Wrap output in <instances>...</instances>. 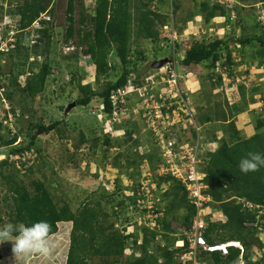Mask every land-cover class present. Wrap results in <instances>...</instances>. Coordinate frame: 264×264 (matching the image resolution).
<instances>
[{
  "label": "trees",
  "instance_id": "16d2710c",
  "mask_svg": "<svg viewBox=\"0 0 264 264\" xmlns=\"http://www.w3.org/2000/svg\"><path fill=\"white\" fill-rule=\"evenodd\" d=\"M21 1H23L22 6L16 2L14 3L16 4L15 14L20 16L19 27L16 29L17 35L22 32L20 38H26V40L34 35L35 44L30 49L29 43H20L18 37L12 45L14 46L13 50L18 55L22 50H30L33 53L31 56L36 57L38 62L36 66H30L28 72L19 71L15 75L13 73V78L10 79L13 89L8 86V90L4 91L5 95H2L4 103L6 100H12L13 94H15L14 90L20 94L22 98L20 100L23 103L25 102L24 99H30L33 102L45 92L47 80L52 77L49 53L51 51L53 25L50 24L51 21H40L39 29H34L33 26L44 14L56 18L55 14L65 3L64 15L68 28L64 36V42L66 44L73 42L78 48H86L84 53L91 58V66L95 69V83L97 86L101 84L103 78L111 77L110 75L116 71V67L122 69L115 80L106 81L101 92L95 91L91 85L78 86L80 98L76 101L77 106L88 107L94 99L98 98L103 101L101 106L104 107L105 113L108 115H111L113 110L111 101L113 94L124 90L129 83L139 87L143 86L146 80L151 78L147 71L152 69V61L174 60L175 58L176 62L179 59L178 62L185 68L208 62L213 71L211 74L212 80L215 77L217 81H221L222 76L216 71L218 64H220V69L222 68L227 72L237 64L232 58V52L236 50L235 47H231L232 42L244 49L258 44V51H264V20H258L259 12L257 18L254 17L253 21L254 23L258 21L255 28L260 30V35L254 33L248 36L241 35L240 37L231 35L223 40L215 39L208 43L191 40V48L183 51L180 44H176L173 49L170 38L162 30L165 24L168 23V18L171 17L169 13H164L161 9V6L164 7L167 0H96L91 12L85 8L83 0L61 2L59 0L58 3L57 0ZM175 1L171 0V3L172 14L176 16L180 8ZM240 2L243 4L240 8L235 7V9H232L223 4L200 1L199 10L204 13V23L209 25L218 16L230 18L232 12L237 13L240 17L243 7L248 6V4H251V6L264 5V0H240ZM262 8L264 9V7ZM239 17L236 22L244 28V21H241L242 19ZM2 20L3 16L0 15V22ZM181 22L184 23V27L185 21L181 20ZM185 28L180 30V33ZM141 41L153 44L154 58L149 63L144 52L140 53L134 48V44ZM168 46L172 48V55L159 59L158 52ZM111 52H115L117 59V63L113 65L108 61ZM224 53H226L225 56ZM177 55L178 58H176ZM27 59L26 57L23 64L25 66ZM40 60L42 61L40 62ZM261 62L264 63V58L261 59ZM15 66L18 67L17 64ZM27 73L29 76L26 79V84L21 87L18 84V79ZM134 77L135 79H133ZM165 88L166 86L157 87L159 91ZM4 89L6 87L2 86V90ZM238 89L241 95H244L243 85H240ZM263 96L262 93L260 101H264ZM130 97L131 95L126 96L125 99ZM191 100H193L192 97ZM254 103L256 104V102ZM121 104L120 107L122 108L123 103ZM200 108L202 109V107ZM239 112H242L241 108H237L234 115L238 116ZM11 113L16 116L13 109ZM222 113V115H216L215 117L211 114H198L196 119L197 124L201 127L202 150H200V157L202 160L201 169L206 174L204 179L205 194L212 197L213 203L210 205L218 210L216 213H222L225 218V222L217 220L211 222L207 219L208 226L203 237L211 247L232 242L241 243L244 253L242 254V251L238 248L231 247L228 249L227 255H223L219 251L201 252L200 259L206 264H241L242 260H244V264H262V261L253 263L250 260L249 251L255 247L254 243H250L251 239H254L260 249H264V245L258 237L259 229L264 226V168L245 174L240 171L239 162L241 158L246 157L249 153H264V114L256 121L254 126L256 134L248 138L244 132L237 131L235 121L228 124V128L221 127V129H218L217 126L222 122L219 117L227 119L226 113L223 111ZM22 114H25L24 111H22ZM29 123L30 129L34 132L32 135L28 137L26 134L24 136L23 131H21L18 134L15 133L12 137L11 130L5 128L3 121L0 120V156L6 154V160L1 162L0 166L14 168L17 171L16 165L10 164L9 160L14 156L19 157L17 163L23 166L26 175L35 172L34 168L29 165L31 160L27 155L32 153V157L34 156V148H36L38 138L50 135L53 132L63 137L60 129L61 121L46 125L42 121L33 124L30 119ZM136 126L137 123L128 122L121 127H116L117 132L124 129V133L126 132L124 138L127 137L126 142L132 144L131 148L136 150L135 153H132L134 155H127L120 151L114 159L115 168L119 169L120 172L126 169V174L119 173L118 179L114 181L111 188L109 186V190L100 188L97 194L94 196L92 194L77 211H73L68 204L58 207L43 182L34 181L32 183L33 191L29 192L22 183L16 180L15 176L4 174L3 178L7 181L8 191L11 194L6 201H11L12 205L10 212L7 214L8 221L6 222L0 218V226L7 223L30 226L34 222L46 220L52 226L50 234V237H52L58 233L59 224L71 223V244L66 264H90V257L119 259L124 256L127 250L136 247H138L137 249L142 253V256L135 257L133 255L127 264H160L159 257L165 261L163 264H181V257L190 252L188 235L192 231L197 212L190 205L183 186L176 183L173 178L160 177L157 179L156 184L159 190L163 185H168L162 199L164 202L168 199V205L163 210L157 206L154 211V214L158 216L155 219L156 229L142 228V239L139 237L140 229L138 228H135L132 233L127 232V226L134 227L135 224L137 225V221L130 224L131 219H125L127 229L123 227L122 230H119L116 226L120 213H111L116 205L121 207L125 204V199L116 204L114 201L115 197L120 196L121 176H125L126 180L132 183L133 191H135L140 177V167L143 163L147 161L148 169L154 171L161 161L156 147V152L152 150L153 153L140 152L141 145L133 128ZM5 130L7 131L5 132ZM188 130L193 133V139L197 138L192 125ZM233 131V135L230 136L229 132ZM19 137L28 138V141L22 142L20 146H14ZM111 139L118 140L112 138L108 132L105 135L104 145L109 146L112 142ZM99 140L97 138L93 141L95 148L98 146ZM80 141L81 144L87 143L84 136H81ZM212 144H217L215 151L209 150ZM203 145L204 148H202ZM205 148H208V150ZM7 149L9 150L6 151ZM76 149H79V147H76ZM38 153L40 151H37ZM23 160L25 163H22ZM133 175L137 178V181H134ZM121 190L123 191V189ZM129 201L135 205L136 200L134 197L130 198ZM248 205L253 206L254 209ZM139 210L135 208L133 213H138ZM181 211L185 213L182 218L178 217V213ZM140 213L143 214L144 210H141ZM112 218L115 221L110 223L109 220ZM172 221L180 223L178 224L179 227L173 226ZM158 227H161L160 231L157 229ZM163 236L166 237L164 243H158L159 240L157 239ZM178 241H183L184 246L176 248Z\"/></svg>",
  "mask_w": 264,
  "mask_h": 264
},
{
  "label": "rangeland",
  "instance_id": "374dc122",
  "mask_svg": "<svg viewBox=\"0 0 264 264\" xmlns=\"http://www.w3.org/2000/svg\"><path fill=\"white\" fill-rule=\"evenodd\" d=\"M58 1L59 0H57V3ZM61 1L66 0H60V2ZM83 1L85 8L91 12V8L95 6L96 0ZM200 1L203 0L175 1L180 10L177 11L178 14L176 16L174 15V23L176 25V32L180 37L179 43L183 51H187L191 48V40L194 42L204 41L208 43L214 41L215 39L223 40L231 35L240 37L241 35L248 36L253 33L258 35L261 34L260 30L255 28V24L258 21H255L254 23L253 18H257V13L259 11V15H261L264 10L263 8L261 9V7H264V5L261 6L260 4H256L255 6H251V4H248V6L246 5L243 7L240 17L237 13L232 12L230 13V18L218 16L209 25H206L203 20L204 13L199 10ZM15 2L20 6L23 5V1L21 0H0V15L3 16V20L0 22V120L3 121L5 128L11 130L12 137L15 133L18 134L21 131H23L22 133L24 136L26 134L28 137L29 135H32L34 132L29 127L30 119L33 124L42 121L46 125H49L52 122L61 121L63 124L61 123L60 129L62 130L63 137L53 132L50 135L38 138L36 141V148H34V156L32 157V153H28L27 155L31 160L29 165L34 168V173L26 175L23 170V166L17 163L18 161L16 156L12 157L9 162L12 165H16L15 167L17 168V171L14 168L10 169L8 167L0 166V218L4 219L6 222L9 219L7 214L10 212L12 204L11 201H6L11 194L8 191L7 181L3 178L5 175L15 176L16 180H18L19 183H22L29 190V192L33 191L34 187L32 183L34 181L43 182L48 191L52 194L58 207L68 204L73 211H77L92 194L93 196L97 194L100 188L109 190L114 181L118 179L119 173L126 174V169L120 172L119 169L114 166V159L117 154L121 151L127 155H134L132 153H135L136 151L131 148L132 144H128L126 142L127 137L124 138L126 133H124V129L119 131V135L113 133L114 139L117 138L119 141L111 139L112 142L109 146L104 145L105 135L108 134L109 130V133H112L111 130L112 128H115V125L114 127H111L110 123L107 122L104 116H102L100 107L103 103L102 100L96 98L88 107H79L76 104V101L80 98L78 88L79 85H91L95 91L101 92L105 87L106 81L115 80L117 75L122 72V69L121 67H116V71L111 73V77L107 76L103 78L101 80V84L97 86L95 83V69L91 66V58L89 55L84 53L86 48H78L73 44V42L69 44L64 42V36L66 35L65 33L68 28V23L64 15L66 3L59 8V11L55 14L57 16L56 18L46 14L41 16V21H51L50 24L53 25V36L50 47L51 51L49 53L52 77L47 80L45 92L42 95H39L35 101L32 102L30 99H24L25 102L23 103L21 101L22 98L20 94L14 90L15 94H13L12 100H6L5 103L2 101V95L4 94V91L8 90V86L13 89L10 83V79L13 78V73L15 75L19 71L28 72L30 66H36L38 62L36 57L31 56L33 53L30 50H22L19 55L13 50L14 46L12 45L15 42L13 34L16 39L18 37L20 38L22 35V32H20L21 35H17L16 32L17 27H19L20 16L15 14ZM165 3L164 7L161 6L162 11L171 15V0H167ZM231 5L232 9H235V7L238 9L243 4H241L240 0H233ZM238 17L242 19L241 21H244L245 29L237 24L236 21ZM168 20H170V18H168ZM181 20L185 21L184 27L186 28L180 33V30L184 28V23H182ZM260 20L263 19L261 18ZM35 25L37 27L36 29H39L40 20L38 23H35ZM30 40L31 43H29V40H26V38H20V43H29V48L31 49V46H34L35 44V39L30 38ZM231 44V47H235L236 49L232 52V58L237 64L234 67H231L229 72L222 68L220 69V64H218L219 66L216 71L222 76L221 81H217L215 77L214 80H212L211 74L213 71L208 62L185 68L180 65L178 62L179 59H177L179 64L177 66L180 67L181 75L183 77L179 89L180 93H183L181 96L185 95V97L187 96L189 100L191 97L193 98V100H190L192 103L189 100H186L185 102L188 104L189 108L194 109L196 122L198 114H211L215 117L216 115H222L223 111L226 113L227 119L225 120V118L219 117L222 122L219 126H217L218 129H221V127L228 128V124L235 121L234 123H236L235 126L237 131L244 132L248 138H251L256 134V130L254 128L256 121L264 114V101H260L262 93L264 94V63L261 62V59L264 58V51H258V44L245 49L234 42ZM134 48L140 53L144 52L146 55L145 57L148 59V63L153 60L154 48L153 44L150 42H136L134 44ZM27 55L30 56L28 57ZM171 55L172 48L170 46L158 52L159 59L169 57ZM225 55L226 53H224V56ZM26 57L28 59L25 66L23 64ZM176 58H178V55ZM41 61L42 60H40V62ZM108 61L112 65L117 63L115 52H111L109 54ZM171 62L172 60H169V63ZM15 64H17L18 67L15 66ZM24 66L25 68H23ZM147 73L153 80H156L159 74V72L153 71L152 69L147 71ZM28 76L29 75L27 73L19 77L18 84L21 87L25 86ZM133 79H135V77ZM240 85H243L244 87V95H241L238 89ZM2 86L6 87V89L2 90ZM128 92L129 94L133 93V95L137 94L132 87H129ZM160 94L168 99L170 106L177 104L178 100H181V96H177L178 92L175 94ZM160 94L158 93L156 96L163 99ZM136 99L139 98L137 97ZM254 102H256V104ZM137 106L138 109H147V104L138 105L136 102L129 105L128 108L129 110H132V107ZM200 107H202V109ZM237 108L242 109V112H239L238 116L234 115ZM12 109L16 113V116L11 113ZM165 109L166 111L168 110V108ZM22 111H24L25 114H22ZM181 111L182 108H179L177 113H173L174 116H170L169 127L172 132L171 134H176L177 137L179 135L187 138L193 135V133L188 130L190 126L188 119H185L186 116H183L181 123L175 122L176 114L178 118L183 114H179ZM128 118L130 122L137 123V126L133 128L136 133L135 136L139 139V143L141 145L140 152L153 153L152 150H155L156 152L155 142L157 140V134L160 133L162 135H166V132H164L163 129L167 127V125L160 119L158 120L155 118L152 122L156 123L157 130L156 132H152L148 129V120L141 121V117L138 114L134 115L133 118L129 115L124 116L120 120L124 122L121 123L125 124ZM158 118H160V116ZM137 119L139 123L137 122ZM160 124L161 126L159 127ZM118 127L121 126H117V128ZM117 128H115V130ZM6 131L7 130H5V132ZM233 133L234 131L229 132V135L231 136ZM81 136L85 137L87 143L81 144ZM97 138L100 140L98 146L95 148L93 141ZM193 140L195 141L197 138ZM25 141H28V138L25 139V137H19L14 146H20L22 142ZM194 141H192V144ZM216 145L217 144H212L209 150L215 151L217 148ZM76 147H79V149H76ZM202 148H204V145ZM205 149L208 150V148ZM8 150L9 149L6 151ZM37 151H40V153L37 154ZM5 160L6 154L1 155L0 163ZM22 163H25V161L23 160ZM149 173L152 176H159L157 169L154 171H150L149 169ZM203 173L205 172L203 171ZM142 176H144V173H142L141 166L140 177L138 178L139 181L135 191H133L132 183H129L125 176H121L120 186L124 192L120 189V196L115 197L114 201L116 204L125 199V204L121 207L116 205V210L114 208V210H111V213H120L116 226L119 230H122L123 227H125V219H131L130 224H134V222L137 221V225L135 224L134 227L127 226L128 229L126 227L125 228L129 233H132L135 228L140 229V239H142L143 236L142 228L146 227L152 229L154 227L156 229L155 219L158 216L154 215V210L157 206L163 210L164 207L168 205V199L166 202L162 200L166 191L165 189L168 185H163L160 188L161 190L158 189V185L156 183L150 185L149 188L151 197L147 199L146 197H140L138 195L143 182ZM136 179L137 178L134 177V181H137ZM133 197L136 200L135 205L129 201V199ZM138 200H147V205L152 201L158 200L159 202H157V205L151 204L148 206L150 207L151 212L148 211L149 209H143L144 213L141 214L140 212L142 209L137 206ZM135 208L140 210L138 213L134 214L133 210ZM205 210L206 211L204 213L207 215L209 221L212 222L213 220H217L225 222V218L222 213H216L218 210L214 209L213 206L209 205ZM133 215L136 217L134 216V218ZM184 215L185 213L183 211L178 213V217L182 218ZM114 221V218L109 220L110 223ZM172 223L173 226L179 227L178 224L180 223H174V221H172ZM160 228L161 227H158L157 229L160 231ZM58 230L59 231L56 235L50 237L51 241L54 243V248L50 256L41 257L39 255H28L25 257L15 258L12 254L13 242L9 241L0 244V264H66L71 244L72 224L61 223L58 225ZM258 237L264 245V226L259 229ZM165 238L166 237L163 236L157 239L159 240L158 243L163 244ZM180 242L181 241H178L176 243V248L180 247L178 246ZM235 243L232 242L229 244L232 245ZM250 243H254L255 245V247L249 251L250 260L253 263L262 261V264H264V249H260L256 245L254 239H251ZM137 248L138 247L132 250H127L124 256L119 259L90 257L89 261L90 264H127L133 255L135 257L142 256V253ZM202 251V249H199L198 251L199 258ZM241 251L243 254L244 249ZM164 262L165 261L159 257V263L163 264ZM180 263L182 264L181 260ZM241 264H244V260H242Z\"/></svg>",
  "mask_w": 264,
  "mask_h": 264
},
{
  "label": "built area",
  "instance_id": "2783aa9c",
  "mask_svg": "<svg viewBox=\"0 0 264 264\" xmlns=\"http://www.w3.org/2000/svg\"><path fill=\"white\" fill-rule=\"evenodd\" d=\"M204 1H211L214 4H223L226 7L228 6L227 8H232L231 3L233 0ZM261 17L264 20V10L261 13ZM162 30L164 31L165 35L170 38L171 46L173 49L175 48L176 44H180V37L176 32V25L174 23L173 15H171V19L167 24H165ZM177 65L179 64L174 58L171 63L165 65L161 70L157 71L159 72L157 76L158 80L148 78L145 85H143L142 87L129 83L124 90L118 92L117 94H113L111 96L113 106L111 115L105 113L104 107H100L102 116H104L107 122L110 123L111 127H114V125L115 128L117 126H123L124 124L122 123L124 121H120L121 118L127 115L133 118V116L136 114L141 117V121L148 120L147 124L149 126V131L156 132L157 130L156 123L152 122L155 118H157L158 120L160 119L164 124L167 125V127L163 129V131L166 132V135H162L159 133L157 134V140L155 139V147L158 150L159 160L161 159L159 165L156 168L159 176H152L149 173L148 163L147 161H145L142 165V173H144V176H142L143 182L138 195L140 197H146V199L151 197L149 186L156 183L157 179L160 177H171L176 183L183 186L188 195V201L190 205L195 208L197 214L193 221L192 231L188 235L190 252L187 255L181 257V261L182 264H205V262H202L199 258L198 251L199 249H202L204 252H206L215 249L214 247L209 246L203 237V234L208 226V217L204 212L206 211L205 209L213 203V199L211 196L205 194L206 185L204 184V179L206 177V174L203 173V170L201 169L202 160L200 157V150H202L200 135L201 127L194 120V109L189 108L188 104L185 102L189 99L187 98V96L185 97V95L181 96L183 93H180L179 86L181 81L183 80V77L181 75L180 67H178ZM164 86H166L164 90L159 91V89H157V87L160 88ZM129 87H132L137 94H129ZM176 92H178V95L176 94L178 97L181 96V100H178L177 104H173L172 106L169 105L168 99L160 94H175ZM158 93L161 95V97H163V99H160L159 96H156ZM129 95H131V97L129 99H125V97ZM137 97L139 99H136ZM134 102L138 103V105L147 104V109H138L137 106L132 107V110H129L128 106L132 105ZM121 103H123L122 108L120 107L122 105ZM165 108H168V110L166 111ZM179 108H182V111L179 114H183L179 118L176 114L175 122L181 123L183 116H186L185 119H188L189 126L192 125L195 130L197 140L194 141L192 135L186 138L184 136L181 137L178 135L177 137L176 134H171L172 132L170 131L169 127L170 116H174L173 113H177V110H179ZM159 116L160 118H158ZM129 118L126 123L130 122ZM160 126L161 124L159 125V127ZM115 128H112V133H110V135H112V138H114L113 133L117 135L120 134L115 130ZM108 132H110V130ZM192 141H194L193 144ZM16 159L19 160V157H17ZM157 202L159 201H152L147 205V200H138L137 206L142 210L149 209L148 211L151 212L150 207L148 206H150L151 204L157 205ZM248 206L254 209L253 206ZM183 245L184 242L182 244H179L178 246L181 247ZM220 248L224 249V255L227 254L226 245Z\"/></svg>",
  "mask_w": 264,
  "mask_h": 264
},
{
  "label": "clouds",
  "instance_id": "9594fccd",
  "mask_svg": "<svg viewBox=\"0 0 264 264\" xmlns=\"http://www.w3.org/2000/svg\"><path fill=\"white\" fill-rule=\"evenodd\" d=\"M260 5L263 6V4ZM261 18H262L261 15H259V20ZM39 20L41 21V19ZM39 20L35 23H38ZM33 28L34 29L37 28L35 24ZM13 38L16 42V38L14 34H13ZM31 38H34V35H32ZM29 43H31L30 39H29ZM32 47L33 46H31V48ZM260 168H264V153H259V152L249 153L246 157L241 158L239 162V169L242 173L245 174L249 172H255ZM51 228H52L51 224L46 220H40L34 222L30 226H26L23 224L7 223L5 225L0 226V244L9 241L13 242L12 254L15 258L25 257L28 255H39L41 257H48L52 254L54 248V243L50 239ZM182 243L183 241L180 242V244ZM222 246L224 245H221V247ZM240 246L243 249L241 243H235V246L232 247L242 250ZM214 248L215 249H213L212 251H206V252L212 253L219 251L222 252V254L224 255V249L220 248L219 246ZM229 248L231 247H228V244H226L227 254Z\"/></svg>",
  "mask_w": 264,
  "mask_h": 264
},
{
  "label": "water",
  "instance_id": "95a60500",
  "mask_svg": "<svg viewBox=\"0 0 264 264\" xmlns=\"http://www.w3.org/2000/svg\"><path fill=\"white\" fill-rule=\"evenodd\" d=\"M167 63H169V59H164L160 61H155L152 63V70L159 71L161 70Z\"/></svg>",
  "mask_w": 264,
  "mask_h": 264
},
{
  "label": "bare ground",
  "instance_id": "6f19581e",
  "mask_svg": "<svg viewBox=\"0 0 264 264\" xmlns=\"http://www.w3.org/2000/svg\"><path fill=\"white\" fill-rule=\"evenodd\" d=\"M225 245H226V244H225ZM225 245H224V246H225ZM232 246H235V244H232V245H231V244H228V247H232ZM219 247H221V246H219Z\"/></svg>",
  "mask_w": 264,
  "mask_h": 264
}]
</instances>
